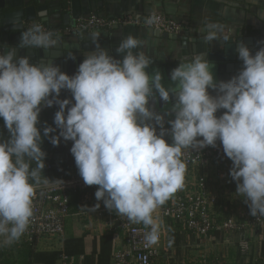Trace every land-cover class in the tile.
<instances>
[{
	"label": "clouds",
	"instance_id": "obj_1",
	"mask_svg": "<svg viewBox=\"0 0 264 264\" xmlns=\"http://www.w3.org/2000/svg\"><path fill=\"white\" fill-rule=\"evenodd\" d=\"M38 15L47 18L44 11ZM156 22L155 14L145 20L149 26ZM12 23L15 26L20 19ZM224 28L221 23L206 22L201 29L206 33L204 41L216 40ZM98 35L93 34V42ZM59 39L34 21L21 33L17 47L48 51L58 46ZM223 39L227 41L228 36ZM143 44L129 35L116 49L123 54L118 60L97 43L96 51L86 56L71 77L51 59L33 65L26 56L16 57L15 48L0 54V118L9 133L7 140L0 139V236L5 244L19 241L34 216L46 155L40 147L38 118L43 108L53 105L59 108L56 127L45 124L43 136L53 146L61 138L73 142L70 152L84 183L99 186L95 198L108 210L149 229L145 247L160 242L162 221L153 214L184 187V149L215 148L221 142L232 161L229 175L237 194L245 197L252 216L264 217V41L258 42L255 55L243 42L238 44L242 67L227 82L214 80L203 55L185 58L170 74L176 84L171 89L162 85L159 71L148 74L149 56L143 51L133 53ZM68 58L75 59L71 52ZM61 90L70 91L75 103L60 99ZM154 90L166 103L170 93L175 94V104L164 115L148 107L149 99H155ZM220 110L224 111L217 116ZM173 113L170 128H165L164 116ZM169 133L171 145L164 138ZM26 157L35 161V168L30 170ZM62 183L43 180L48 188ZM99 207L97 203L89 211Z\"/></svg>",
	"mask_w": 264,
	"mask_h": 264
},
{
	"label": "crops",
	"instance_id": "obj_2",
	"mask_svg": "<svg viewBox=\"0 0 264 264\" xmlns=\"http://www.w3.org/2000/svg\"><path fill=\"white\" fill-rule=\"evenodd\" d=\"M8 9L2 10V14L8 17L3 19L5 27H14L12 21L15 18L20 19V23L15 26L18 30H10L9 34L18 36L20 31L27 30L28 25L34 21H40L50 29H63L69 27L72 23L81 17L98 15L104 18H121L131 15L143 18L151 13H158L167 18L175 20L188 31L181 37L186 38L189 44L191 42L204 41L206 35L201 29L206 22L221 23L225 25L222 32H218V38L221 42L223 37L240 38L244 36H264V0H5ZM46 12L47 18L42 19L38 13ZM99 33L96 42H93V34ZM129 35L144 41V44L133 49V53L143 51L151 58V63L146 69L148 74L154 75L159 71L162 75L161 83L166 89L176 86L171 81V72L179 66L182 58L190 56L189 52L181 48V41L170 39V35L157 33L144 26H124L111 30H99L92 33H83L80 35H69L59 39L58 46L48 51H58L63 54V59H69V53L75 59H85L86 56L96 51V44L105 50L111 56L123 57V54L117 53L116 49L120 43ZM16 45H19L18 39ZM18 48V47H17ZM24 50H33L37 53L38 48H18ZM50 60V59H49ZM54 60V59H53ZM216 82H227L234 73L219 69V63L208 61ZM212 96L216 92L209 90ZM154 97L149 99L148 107L151 111L159 115H164L165 110H171L176 102L175 94L170 93V101L164 102L159 98L154 90ZM74 104L75 101L72 98ZM57 109H42L39 115L38 129L41 131V150L46 154L44 158L45 167L50 171L48 173L49 181L67 178L77 173L78 169L70 149L73 142L63 141L58 146H53L47 138L43 136V127L45 124L56 127L54 124L55 113ZM224 110H220L217 116ZM138 119L143 120L138 115ZM169 119H174V113L170 116H164V126L169 127ZM154 123V121H147ZM159 133V128H157ZM51 135V134H50ZM9 133L4 127V122L0 118V139L7 140ZM29 164H35V161L25 158ZM44 180L45 178H41ZM47 179V178H46ZM189 180V178L187 179ZM233 190L235 185L230 186ZM220 206H228L227 202L220 201ZM76 205V207H75ZM73 206L71 217H69L66 227L65 239L81 238L83 254L78 257H72L78 264H97L98 255L101 249V238L107 231V218L98 219L91 214H83V210L78 208L76 202ZM85 211V210H84ZM161 229L163 231L161 248V257L153 264H196L204 261L205 264H264V231H254L243 237H233L227 244L223 242L221 234H215V240L210 243L209 248L203 249L197 240L186 236L174 224L166 223L163 220ZM244 241L248 244L249 251L242 254L239 249V243ZM171 241V243H169ZM125 241L121 234L112 236L111 256L118 246H124ZM64 250V243L49 246L45 242H40L35 247L36 254L61 253ZM13 259H20L13 252ZM111 256L109 260L111 261ZM19 261V260H18ZM33 264H44V262H34Z\"/></svg>",
	"mask_w": 264,
	"mask_h": 264
},
{
	"label": "built area",
	"instance_id": "obj_3",
	"mask_svg": "<svg viewBox=\"0 0 264 264\" xmlns=\"http://www.w3.org/2000/svg\"><path fill=\"white\" fill-rule=\"evenodd\" d=\"M152 14L157 17V22L151 26L146 25L145 20ZM30 26L31 23L28 27ZM124 26H144L170 36H182L188 31L175 20L158 13H151L143 18L126 15L115 19L93 14L78 18L63 29H50L46 26L45 29L62 38L71 34L80 35ZM182 159L186 163L184 187L158 208L153 214L154 217L174 223L182 233L193 237L206 250L214 242L215 234H221L223 242L228 245L233 237H243L254 231L264 230V217L259 214L252 216L244 202L245 197L237 194L236 187L234 190L230 187L228 171L232 161L224 154L221 142L217 141L215 148L208 146L203 149H184ZM58 180L63 181L59 187H45L43 181L37 185L34 216L27 231L19 241L10 245L5 244V237L0 236V252L20 243L38 245L45 242L49 246L62 245L67 222L73 211L72 199L77 197V206L83 210V214H91L98 219L107 218L106 231L115 236L122 235L125 245L118 246L113 251L111 264H153L161 257L162 229L160 242L152 247H145L144 235L149 229L142 224H132L115 210H108L103 201H97L95 192L99 186H87L78 171L73 176ZM55 181L57 180L50 182ZM220 201L227 202L228 206L221 207ZM97 203L100 207L96 211H89ZM239 249L242 254L247 253L248 244L242 240ZM59 264L78 263L71 257L62 256Z\"/></svg>",
	"mask_w": 264,
	"mask_h": 264
},
{
	"label": "water",
	"instance_id": "obj_4",
	"mask_svg": "<svg viewBox=\"0 0 264 264\" xmlns=\"http://www.w3.org/2000/svg\"><path fill=\"white\" fill-rule=\"evenodd\" d=\"M9 7L6 6L5 0H0V54H7V52L15 48V56L16 57H28L30 59V63L35 65L39 63L41 60L48 62L49 59H51V62L54 64V66H58L61 70V72L69 75L70 77L74 75L78 69V66L80 63L83 62L84 59H63V54L58 51H45L43 49H38L37 53H34L33 50H24V49H18L17 48V39L20 43L21 39V33L23 31H20L18 36L9 34L10 30H18L20 27L12 26L11 28L5 27V22L3 19L7 18V15L2 14V10L8 9ZM26 31V30H24ZM170 39H173L175 41H181V48L182 50H185L186 53L189 52L190 49V56H187L182 58L184 60L185 58L191 59L194 55H203L208 61L211 62H217L219 63L218 68H224L228 72L234 73V75H238L239 71L242 67V61L238 58L237 53V46L240 42H243L251 51L253 55H255V52L258 50V42L264 41V36H244L240 38H229L227 41H219V40H213L211 42H205V41H197V42H191L192 44H189L187 42L186 38H183L181 36H169ZM51 53V57H50ZM114 58L118 60H122L123 57L113 56ZM54 59V60H53ZM181 60V61H182ZM224 81V80H223ZM72 98V94L70 91L67 90H61L60 99H69ZM53 109H57V105H53L51 107ZM51 108H43V109H51ZM169 128V127H165ZM166 142L171 145L173 143L172 136L169 133L165 137Z\"/></svg>",
	"mask_w": 264,
	"mask_h": 264
},
{
	"label": "trees",
	"instance_id": "obj_5",
	"mask_svg": "<svg viewBox=\"0 0 264 264\" xmlns=\"http://www.w3.org/2000/svg\"><path fill=\"white\" fill-rule=\"evenodd\" d=\"M232 166V164H231ZM229 167V170L231 168ZM36 167L35 164H30V170ZM50 170L48 168H44L41 170V178H47L48 173ZM229 174V171H228ZM230 177V175H229ZM43 180L41 179V182ZM30 182H33L30 180ZM236 182L232 181L230 177V186L235 185ZM72 208L74 209V205L77 201V197H73L72 199ZM76 207V205H75ZM166 223H171L174 225V223L166 220ZM258 231V230H257ZM264 231V230H259ZM112 233L106 232L103 233L102 236H100L101 240V249L100 254L98 255V262L97 264H111L109 260V256H111V244H112ZM35 247L36 245L33 243H20V244H14L10 246V248L2 250L0 252V264H33L34 262H44V264H59L60 258L62 256H68V257H78L83 254L82 252V239L81 238H70L67 241L64 240V250L61 253H52V254H36L35 253ZM15 252L20 259H13L12 254ZM19 260V261H18Z\"/></svg>",
	"mask_w": 264,
	"mask_h": 264
}]
</instances>
